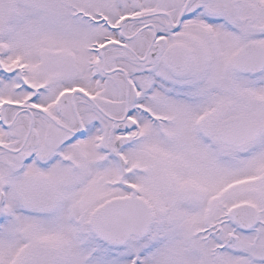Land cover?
Masks as SVG:
<instances>
[{
    "label": "snow or ice",
    "instance_id": "6c2138e0",
    "mask_svg": "<svg viewBox=\"0 0 264 264\" xmlns=\"http://www.w3.org/2000/svg\"><path fill=\"white\" fill-rule=\"evenodd\" d=\"M0 264H264V0H0Z\"/></svg>",
    "mask_w": 264,
    "mask_h": 264
}]
</instances>
